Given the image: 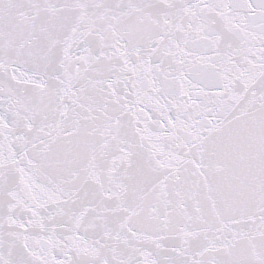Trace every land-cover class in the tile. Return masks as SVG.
<instances>
[{
	"label": "snow or ice",
	"instance_id": "1",
	"mask_svg": "<svg viewBox=\"0 0 264 264\" xmlns=\"http://www.w3.org/2000/svg\"><path fill=\"white\" fill-rule=\"evenodd\" d=\"M0 264H264V0H0Z\"/></svg>",
	"mask_w": 264,
	"mask_h": 264
}]
</instances>
